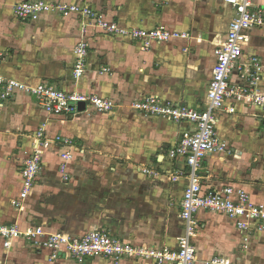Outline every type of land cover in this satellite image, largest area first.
<instances>
[{
    "label": "crops",
    "instance_id": "crops-1",
    "mask_svg": "<svg viewBox=\"0 0 264 264\" xmlns=\"http://www.w3.org/2000/svg\"><path fill=\"white\" fill-rule=\"evenodd\" d=\"M21 1L0 0V52L5 56L1 75L28 85L46 83L66 92L97 95L113 101L114 107L110 113L92 116L48 115L33 97L19 94L0 107V223L21 231L42 225L47 232L71 237L99 228L123 242L175 250L184 234L179 212L188 168L183 159H169L167 151L191 125L147 117L131 104L153 95L203 107L215 49L226 38L234 9L222 0H47L86 2L128 29L163 26L188 35L144 51L139 43L106 35L78 16L53 14L19 21L12 7ZM253 3L264 7V0ZM82 41L88 44L86 69L75 80L73 49ZM251 55L264 64V30L250 32L243 61ZM103 68L109 72L103 73ZM239 83L245 84L234 75L230 88ZM257 89L264 93V76ZM225 104L235 111L219 115L217 132L228 152L202 160L198 170L202 188L232 185L264 205V111L234 100ZM43 125L49 140L59 136L71 145L52 142L43 149L41 170L22 198L20 170ZM65 151L73 156L68 182L58 171ZM195 218L200 225L192 240L196 264L213 257L264 264V234L253 238L249 251L243 252L240 235L227 217L201 210ZM50 255L21 238L7 250L0 243V264H81L63 255L50 261ZM83 264L114 263L96 257ZM119 264L153 263L122 259Z\"/></svg>",
    "mask_w": 264,
    "mask_h": 264
},
{
    "label": "built area",
    "instance_id": "built-area-1",
    "mask_svg": "<svg viewBox=\"0 0 264 264\" xmlns=\"http://www.w3.org/2000/svg\"><path fill=\"white\" fill-rule=\"evenodd\" d=\"M85 1V0H84ZM234 9V17L228 25L226 38L216 46L215 64L211 80L208 83L203 107H192L185 103H172L157 96H147L134 101L132 109L147 117L159 118L171 123L185 122L191 129L181 132L178 142L170 147L167 155L171 160L183 159L187 168V184L180 201L179 217L183 222L184 234L178 238L177 248H153L146 245H134L113 237L103 229H92L81 237H71L61 231L47 232L42 225L21 231L16 225L0 223V243L3 249L11 247L12 241L23 239L31 247L49 250L52 261L58 256L75 260L83 264L88 258L101 257L119 264L122 259L150 261L153 264H196V249L193 239L200 225L195 218L198 211L219 213L233 222L241 238V251L248 252L253 238L264 234V205L254 202L249 194L233 187L223 186L218 190L202 188L198 170L202 160L213 154L228 152L227 144L219 137L217 124L219 115L224 112L231 115L234 106H226L227 100L243 102L264 111V93L257 89V82L264 76V64L259 57L251 55L243 61V49L248 44L249 34L254 30H264V7L257 6L253 0H222ZM56 14L59 17L78 16L92 24L106 35L121 37L139 43L147 51L153 44H161L172 39H186L187 34L170 31L163 26L152 29L124 28L114 20H108L103 12L97 11L86 2H50L47 0H24L12 7V15L19 21H35L45 15ZM87 26V25H85ZM76 57L71 76L78 80L86 69L88 44L78 43L73 49ZM4 53L0 52V67L4 62ZM108 73V68L102 69ZM237 76L240 83L230 88L231 78ZM27 95L35 99L38 107L46 114L92 116L110 113L113 101L97 95L78 92H66L55 87L38 83L28 85L5 78L0 73V107L11 101L15 95ZM79 103L85 109L78 110ZM71 145L69 139L55 137L49 140L44 125L35 133L32 149L20 170L22 177V198H25L35 183L41 170L43 149L50 143ZM72 153L65 151L60 155L58 171L64 182L70 180L68 163ZM144 174L157 175L149 169H141ZM177 180V177H173ZM21 208L20 203H15ZM202 264H235L229 258L213 257Z\"/></svg>",
    "mask_w": 264,
    "mask_h": 264
},
{
    "label": "water",
    "instance_id": "water-1",
    "mask_svg": "<svg viewBox=\"0 0 264 264\" xmlns=\"http://www.w3.org/2000/svg\"><path fill=\"white\" fill-rule=\"evenodd\" d=\"M84 109H85V105H84V103H79V105H78V110H79L80 112H82V111H84Z\"/></svg>",
    "mask_w": 264,
    "mask_h": 264
}]
</instances>
